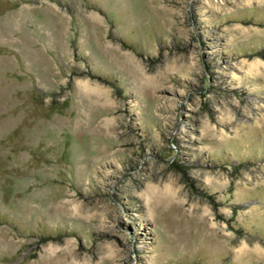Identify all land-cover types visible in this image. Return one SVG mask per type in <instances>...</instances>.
Listing matches in <instances>:
<instances>
[{"label": "rangeland", "instance_id": "obj_1", "mask_svg": "<svg viewBox=\"0 0 264 264\" xmlns=\"http://www.w3.org/2000/svg\"><path fill=\"white\" fill-rule=\"evenodd\" d=\"M0 264H264V0H0Z\"/></svg>", "mask_w": 264, "mask_h": 264}]
</instances>
